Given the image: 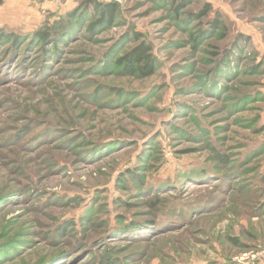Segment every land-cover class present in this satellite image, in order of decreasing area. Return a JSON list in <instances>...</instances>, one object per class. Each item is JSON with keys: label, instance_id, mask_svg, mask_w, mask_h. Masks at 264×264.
<instances>
[{"label": "rangeland", "instance_id": "rangeland-1", "mask_svg": "<svg viewBox=\"0 0 264 264\" xmlns=\"http://www.w3.org/2000/svg\"><path fill=\"white\" fill-rule=\"evenodd\" d=\"M88 1L0 5V264H264V0Z\"/></svg>", "mask_w": 264, "mask_h": 264}, {"label": "trees", "instance_id": "trees-1", "mask_svg": "<svg viewBox=\"0 0 264 264\" xmlns=\"http://www.w3.org/2000/svg\"><path fill=\"white\" fill-rule=\"evenodd\" d=\"M4 2V0H0V5ZM88 5L89 7H91L93 10L95 11H99L101 16L103 17V21H111L113 22L115 17H116V11H117V5L115 3H105L102 2L100 0H89L88 1ZM211 11V6L209 4H206L204 6V12L203 14H201L199 17H203L207 16L209 14V12ZM70 15L72 17H79V15L76 14V12H74V10L72 12H70ZM198 17V18H199ZM212 27L214 28H219L222 27L224 30H226V28H224V25L218 20H214L211 24ZM52 27V26H51ZM58 25L56 28H47V30L45 31H40L38 32L37 36L40 40L42 41H47L48 38L51 36V32L56 30V32L58 34H60V32L57 31ZM132 35L138 39L141 40L142 39V35L139 32H133ZM2 38H13L14 41H19L20 37L17 34H5L2 33L0 35V39ZM236 44H238V41L236 42ZM117 64L122 63L123 64H129L128 67V71L130 73H138L141 74L143 76H148L154 73L155 69H156V60L153 57L152 54V50L151 48L146 45V43H140L137 47H135L133 50H131L130 52L122 55L121 57H119L116 60Z\"/></svg>", "mask_w": 264, "mask_h": 264}]
</instances>
